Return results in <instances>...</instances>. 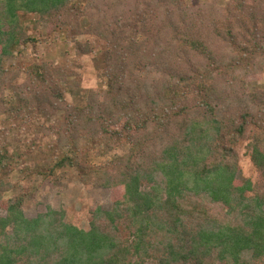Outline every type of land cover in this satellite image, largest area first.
Listing matches in <instances>:
<instances>
[{
    "label": "trees",
    "instance_id": "1",
    "mask_svg": "<svg viewBox=\"0 0 264 264\" xmlns=\"http://www.w3.org/2000/svg\"><path fill=\"white\" fill-rule=\"evenodd\" d=\"M25 16L46 38H91L75 53L92 55L103 84L82 105L65 98L64 66L5 67L36 42L23 38ZM263 70L264 0H0V112L61 113L43 130L61 154L36 173L90 169L113 192L82 230L64 211L26 218L0 178V264H264V91L246 86ZM247 139L255 184L236 177ZM93 145L111 159L89 165Z\"/></svg>",
    "mask_w": 264,
    "mask_h": 264
},
{
    "label": "rangeland",
    "instance_id": "2",
    "mask_svg": "<svg viewBox=\"0 0 264 264\" xmlns=\"http://www.w3.org/2000/svg\"><path fill=\"white\" fill-rule=\"evenodd\" d=\"M78 0H71L74 4ZM188 4H196L204 0H185ZM83 3V0H81ZM218 4L220 0H215ZM83 19V18H82ZM81 19V20H82ZM80 20V21H81ZM24 27V40L29 37L36 42H27L17 48L16 52L4 59L5 67L12 66L21 71L32 63L46 62L51 66H64L73 72L66 79L63 87L68 103L82 105L88 89L102 87V77L93 68L92 55L79 57L75 53L74 42H91L84 35L56 33L46 38L44 24L35 16L21 19ZM84 27L85 21H81ZM74 37V38H73ZM250 92L264 91V70L256 77H250L246 83ZM13 91L8 88L2 98L7 106H14ZM61 113L50 115L39 111H25L16 115L14 110L0 112V178L9 181L12 189L4 193L5 200L21 197L22 210L26 218H35L48 210L64 211L67 223L82 230H88L90 212L94 208L110 210L113 192L99 185L100 175L90 169L79 170L62 168L55 170L45 179L37 174V170L46 171L54 164L61 152L52 145L54 137L44 136V128L56 126ZM249 140H244L236 147L237 182L240 184L250 180L259 183V173L249 159ZM84 138L78 140V147H85ZM89 151V165H100L109 161L112 155L98 157L99 147L93 145ZM124 148H117L114 154H121ZM66 153V151H63ZM4 211L0 209V216ZM121 236L125 237L120 227Z\"/></svg>",
    "mask_w": 264,
    "mask_h": 264
}]
</instances>
